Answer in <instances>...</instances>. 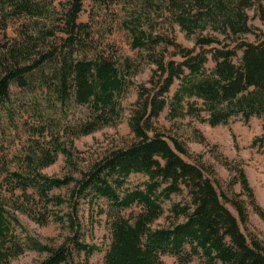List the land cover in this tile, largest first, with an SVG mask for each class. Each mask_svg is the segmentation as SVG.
<instances>
[{"label": "trees", "instance_id": "16d2710c", "mask_svg": "<svg viewBox=\"0 0 264 264\" xmlns=\"http://www.w3.org/2000/svg\"><path fill=\"white\" fill-rule=\"evenodd\" d=\"M115 1L95 0L99 5ZM84 2L0 0L2 29L10 19H28L22 39L4 48L0 105L11 100L13 84L39 90L42 100L36 97L35 107L45 120L28 127L31 146L18 168L12 169L7 157L0 159V264H13L27 250L46 254L37 264H80L83 255L102 250L94 241L102 216L110 232L106 264H168L165 255L176 257V264H190L195 257L207 264H264V242L243 229L250 220L248 205L264 220L245 169L226 158L236 174L224 189L212 167L157 126L166 110L171 120L190 117L212 127L264 118V39L248 12L255 8L264 22V0L129 1L137 5L127 21L133 47L145 51L155 68L137 84L128 120L135 140L86 166L74 140L121 122L123 98L136 84L132 78L142 62L106 55L93 45L90 23L80 21ZM152 8L165 12L186 35H197L195 45L149 31L144 20ZM249 33L257 40H248ZM162 44L173 47L170 56L157 51ZM73 104L86 114L65 125L62 118ZM49 110L57 117L48 121ZM206 140L203 136L201 142ZM60 155L65 172H44ZM134 174L147 179L133 185ZM236 184L241 193L234 191ZM61 189L66 192H55ZM185 191L191 201L173 203L169 224L155 225L165 214L164 203ZM134 206L140 210L124 213ZM22 215L40 225L57 222L66 235L60 243L44 242L28 231Z\"/></svg>", "mask_w": 264, "mask_h": 264}, {"label": "rangeland", "instance_id": "374dc122", "mask_svg": "<svg viewBox=\"0 0 264 264\" xmlns=\"http://www.w3.org/2000/svg\"><path fill=\"white\" fill-rule=\"evenodd\" d=\"M57 5L66 0H53ZM131 0H117L111 4L99 5L95 0H85L84 10L80 15V21L89 22L93 45L99 47L106 55H116L131 57L135 62H142L141 69L133 76L135 85L131 86L127 95L123 98L124 107L123 117L119 124L107 126L99 131L88 135H82L74 140L78 151L81 152L83 165L86 166L89 161L102 155L108 149L119 146H126L132 143L135 138L129 126V117L134 102L137 99V84L146 82L154 64L146 61V52L133 47L134 35L128 27L127 21L137 5H142V1L129 2ZM161 3L160 0H154ZM251 16L250 23L257 28L264 39V22L257 16L255 8L249 9ZM28 19L17 17L8 21L6 29L1 28L0 22V61L3 57L5 45L15 40L22 39V33L27 25ZM145 26L154 35H163L174 38L178 43L186 47H193L197 35L188 36L177 24H171L167 14L162 10L152 8L150 17L145 20ZM149 23V25L147 24ZM222 38L221 35L214 33ZM245 37L250 41H256L254 33H249ZM172 46L162 44L158 47V52H164L170 56L173 52ZM210 67L214 64L210 63ZM2 75L0 67V76ZM178 85L174 86L173 92ZM11 100L0 105V159L7 157L12 169L18 168L20 159L25 156L31 146L28 127L42 126L43 119L40 118L36 109V97L42 100V94L39 90L35 93L32 89H23L13 84L11 87ZM86 109L78 105H72L69 115L62 118V123L69 125L76 122L86 114ZM49 117L56 116L54 110H49ZM166 110L157 120L158 128L168 137H176L184 141L193 157L201 159L207 165L212 167L215 175L224 189H227L230 179L236 174L226 164L227 158L233 165H238L245 169L249 181L254 188L256 197L264 207V118L254 117L250 125H246L242 120L237 119L230 125H219L212 127L207 123H201L198 120L187 117L184 119L171 120L167 117ZM236 134L237 145L232 136ZM206 137V142H201L202 137ZM35 139H40L38 136ZM255 139L258 144L253 146ZM49 175H62L65 172V159L60 155L58 160L51 166L44 169ZM147 178L141 174H134L131 177L133 185L144 182ZM234 191L242 192L240 184L234 186ZM55 192L65 193L66 189L55 190ZM242 199L248 200L245 194ZM191 197L187 191L182 194H173L172 199L164 203L165 214L156 221L155 225H168L170 222V208L175 202L189 203ZM234 212V208L228 204ZM140 210L139 206L124 211L130 215L132 212ZM250 220L247 226H243L244 231L252 233L264 242V220L254 212L252 206L248 205ZM236 213V212H235ZM101 223L95 227V242L102 250L94 253L90 257L84 255L80 259V264H106L105 257L110 244V232L106 223V217H101ZM183 218H181L182 220ZM21 220L30 233L37 236L44 242L60 243L63 240L66 231H63L57 222H50L47 225H40L27 216L22 215ZM46 256L45 253H39L35 250H27L13 260V264H37ZM163 259L168 264H176L177 259L174 256L165 255ZM190 264H207L201 257H195ZM222 264V263H217Z\"/></svg>", "mask_w": 264, "mask_h": 264}]
</instances>
